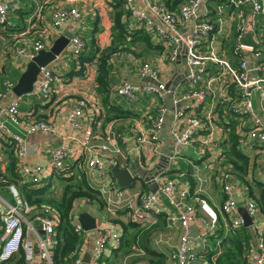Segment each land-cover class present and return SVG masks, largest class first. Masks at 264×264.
<instances>
[{
    "label": "crops",
    "instance_id": "0c3cea01",
    "mask_svg": "<svg viewBox=\"0 0 264 264\" xmlns=\"http://www.w3.org/2000/svg\"><path fill=\"white\" fill-rule=\"evenodd\" d=\"M157 1L136 0V4L140 9H145L149 3H157ZM0 2L8 6L6 22L8 24H6L7 26H2L0 23V93L4 91V83L6 81L17 83L18 76H21L27 68L28 63L15 59L14 55L17 47L41 41L45 45L44 50L50 51L55 41L64 34H71L73 37L80 35L86 43V47L92 41H95L101 50L109 48L112 44L114 0H0ZM213 3L214 0H203L199 10V19L201 21L210 19V5ZM72 8L81 10L83 14L82 21L77 23L74 20H69L62 28L55 29L52 20L53 13L58 9L70 10ZM223 8L222 20L218 31L211 40L201 47L200 52L203 55L213 52L233 68L234 66L230 63L225 48L226 44L233 38L237 13L231 5H225ZM150 15L153 17L152 14ZM128 17L129 27L135 28L137 25L131 20L130 14ZM194 24L193 20L189 21L181 26V31L184 33L189 32ZM146 33L150 35L151 42L158 48H152L143 42L137 41L135 46L130 47L128 50H124L127 49L124 46V49L112 56L110 60L111 76L113 78L111 90L113 98H117L116 107L119 109L117 113L127 112L126 115L115 119L114 122L105 124L108 111L102 104V97L97 94V61L92 66L87 67L84 76H73L80 70L81 64L75 61L76 57L70 55V43L64 53L48 65L54 76L49 100L41 101L33 94L22 97L20 103V108H22L20 111V125H10V128L15 134L22 136L28 144L30 154L25 162L29 165H40L43 167V182L39 186L47 185L48 182L52 181L55 188H60V181L55 177V170L52 165V153L58 148L64 147L70 151L68 160H82V167L85 164L83 149L80 144L82 132L73 129L68 121L69 114L80 99H86L89 102L88 108L83 115V131L87 128L91 129L94 135V143L96 144L106 139L110 125H113L114 132L122 133L126 137L135 138L141 136L142 133L149 131L152 122L159 117L161 110L168 109L169 114L164 130L161 133V141L163 142V152L165 154L170 155L169 153L173 151L171 131L174 126L173 112L175 106L172 99L167 97L165 100H161L152 94H147L139 96L135 101H128L116 93L117 87L124 81H130L134 84L149 83L148 79H143L139 75V69L145 63L152 64L159 71L160 80L168 84L176 92V96H180L192 88L187 78L184 58L185 47L182 46V54L177 61L173 62L171 61V55L175 46L159 42L152 30H146ZM249 62L251 66L258 65V60L251 57ZM239 64L240 61L238 66ZM260 77L261 73L259 71L250 74V78L254 80ZM231 85L235 84H233L232 77L229 76L224 65L208 63V73L198 86L208 91L207 100L203 107L197 111V117L203 122L204 130L196 137L193 144L184 148L175 159L170 176L183 188H188L191 191L200 187L202 190L200 189L201 194L199 197L207 198L212 206L220 211L225 198L221 178L223 175L231 173V181H233L237 189L240 208L244 206L245 198H252L264 215V146L257 145L247 139L251 118H244L242 121L230 112V107L237 102L236 99L238 97V91L234 90L236 86L231 87ZM253 95L255 111L264 122V105L261 101L260 92L255 90ZM9 101L6 98L0 100L1 118H6V108ZM231 119L238 120L236 132L241 135L240 146L243 153L249 157V164L251 165L248 174L243 179L232 172L231 165L227 167L225 164L224 142L229 136L230 127L228 125ZM41 121L50 123L52 131L34 134L27 132L32 124ZM168 123H170L169 126ZM206 127L207 131H209L208 135L207 132H204ZM213 128L216 132L212 130ZM11 144V139L0 134V174L7 172L10 160L9 153L12 150ZM119 144L122 151L126 153L133 146L130 142L124 143L120 141ZM153 152L154 149L151 145H145L143 150L144 160L146 159L151 167L150 171L161 163V158ZM84 171L89 184L98 190L105 182L113 179L108 165H106L104 172H100V170ZM220 171L223 172L220 173ZM21 179L22 177H20V184L27 183L21 181ZM142 189L144 190L145 188L143 187ZM0 191L1 195L2 193H8L12 196L9 187L6 185H3ZM144 191L149 192L150 190L148 188V190ZM160 207L163 209V214L158 218L156 224L158 228H155L156 230L150 237V246L160 252H166L167 257H169V247L165 244L161 246L155 245L154 238L160 234L169 233L172 236L170 243L176 244L181 230L177 227H170L166 218H164L169 212V206L165 199L160 200ZM89 208L95 209L91 211ZM84 212L91 214L97 219V229L93 232H84L85 243L80 255L84 259L86 254L89 253L91 255L99 230H109L120 236L119 243L111 240L106 249L104 258L112 259L114 257L113 251H118L122 241L125 240L123 229L116 222L131 223L128 209L117 210L113 214L109 209L100 210L98 206L91 205L86 201H77L73 209L75 224L79 223V216ZM199 216H202V214L199 213ZM146 228L148 230L150 227L146 226ZM203 229V226L198 222L194 226V233L199 235L203 232ZM142 240L139 239L138 242L141 243ZM198 245L200 246L202 243L199 242L196 247ZM137 246L139 247L138 249L132 245L128 254L126 252L130 249L120 253V264H150L145 249L143 247L140 248V245ZM196 249L198 252L203 251L201 247ZM143 252H145V255H141ZM138 256H142V258L137 259ZM131 257L133 258L131 259ZM204 264H206V261Z\"/></svg>",
    "mask_w": 264,
    "mask_h": 264
},
{
    "label": "built area",
    "instance_id": "2783aa9c",
    "mask_svg": "<svg viewBox=\"0 0 264 264\" xmlns=\"http://www.w3.org/2000/svg\"><path fill=\"white\" fill-rule=\"evenodd\" d=\"M128 10L131 20L134 24L143 27L146 30H152L158 41L169 43L175 46L171 55V61L175 62L182 54V46L185 47V66L187 69V78L192 88L176 96L168 84L160 80L159 71L149 63L142 64L139 69V75L143 79H148L149 83L134 84L130 81H124L117 87L118 96L128 101H135L139 96L152 94L161 100L167 97L173 101L175 106L173 112V128L171 137L173 140V151L165 154L163 152V142L161 133L164 130L168 109H162L159 117L152 122L148 132L141 136L129 138L122 133L114 132L113 125L109 126L106 139L96 144L94 143L93 131L89 128L83 131V115L88 108L89 102L86 99H80L76 107L68 116L69 124L76 131L82 132L80 144L83 149L84 166L86 171H105L106 165L115 166L122 169H129L133 164L137 166V173L133 174L134 183L131 187L121 188L113 178L105 182L100 188L102 196L107 201L109 211L113 214L117 210L128 209L129 219L133 223L144 226H153L157 224L159 216L163 214L160 207V200L165 199L169 212L167 222L170 227H177L181 230L176 244H171L172 236L169 233L160 234L154 238V244H165L170 249L167 264H204V252L215 251L213 261L222 253L221 241L217 240L216 246L211 247L209 239L216 234L218 230L219 212L226 217L225 226L232 230L244 226V219L239 212V199L237 189L231 181V175L225 174L221 181L223 184L224 201L221 210H216L207 198L199 197L200 187L191 191L183 188L175 179L170 176L172 164L181 154L182 150L196 140L204 130L203 122L197 117V111L203 107L208 98V91L198 87L207 74L208 63L221 64L226 67L227 73L232 77L235 84L242 93V98L230 107V112L243 121L244 118H251V126L247 134V139L257 145L264 146V122L256 113L253 100V91L260 92L261 101L264 105V65L251 66L249 58L259 60L261 52L258 46L261 42L257 32L259 18L264 15V3L262 0H231L230 3L238 9V35L236 38V53L241 55V62L238 69L232 68L227 62L221 60L215 53L203 55L200 50L204 42L214 31V26L208 21L199 19V10L203 0H186L181 8L180 17H176L164 6L157 3H149L145 9H140L136 0H120ZM248 9V11H246ZM248 13V14H247ZM152 14L153 17L150 15ZM8 6L0 2V23L7 22ZM83 14L80 9L72 8L70 10L58 9L52 15L53 26L60 29L69 20L79 23L82 21ZM193 20L195 24L187 33L181 31V26ZM132 25V24H131ZM253 35L257 47L247 46L244 40L247 36ZM45 49L41 41H35L28 45L17 47L15 59L20 62L29 63L34 60L38 53ZM86 50V43L80 35H75L70 42V55L78 57ZM260 72L261 77L251 79L252 72ZM54 76L52 70L47 66L41 68L37 87L32 93L41 101L49 100L52 93ZM16 83L6 81L4 91L0 93L1 99H9L6 108V118L0 117V134L11 139L15 146V155L18 160V170L23 181L40 185L43 182V167L40 165H29L25 162L30 154V149L26 140L15 134L10 125H20V103L22 97L14 94ZM31 94V95H32ZM52 125L41 121L32 124L27 132L34 134L37 132H51ZM120 141L133 144L126 152L120 148ZM145 145H151L154 154L161 158V163L166 157L168 163L162 171L149 181L146 177L149 175L150 166L143 154ZM204 153V152H203ZM70 157V151L61 147L52 153V165L54 169H62L65 162ZM158 183L156 193L145 192L150 183ZM6 183H1L0 190ZM136 184V185H134ZM14 201L8 202L0 191V264L9 261L18 255L23 249L25 252V261L22 264H53L52 251L56 241V227L58 218L52 212L45 215L37 214L35 218L30 219L31 207L20 196L17 186L7 185ZM145 188L144 190L142 188ZM98 190V189H97ZM202 190V189H201ZM247 214L252 218L253 225L250 227L254 231V239L248 249L249 264H264V215L256 201L252 198L244 199V206ZM199 213L202 216H199ZM203 226V232L199 235L194 233V226L197 223ZM42 226L41 234L38 226ZM245 227V226H244ZM76 232L82 234L83 230L80 223L76 224ZM111 240L120 242V236L109 230H99L95 240L93 251L89 264H102L105 252ZM197 247L203 248L198 252ZM38 251L36 254L35 252ZM78 254L74 264H85L84 258ZM145 255V252L141 253Z\"/></svg>",
    "mask_w": 264,
    "mask_h": 264
},
{
    "label": "trees",
    "instance_id": "16d2710c",
    "mask_svg": "<svg viewBox=\"0 0 264 264\" xmlns=\"http://www.w3.org/2000/svg\"><path fill=\"white\" fill-rule=\"evenodd\" d=\"M213 1V0H212ZM231 0H214V3L210 5L211 13L210 19L206 20L214 26V31L209 36V40L218 31V27L222 20L223 7L225 5H231L235 12H238L231 3ZM186 0H158L157 4L164 6L168 11L173 13L176 17H180L181 8L185 4ZM264 3V0H262ZM114 13L113 19V41L109 48L101 50L92 41L87 45L83 54L75 58L81 64V68L73 76H84L88 66H92L97 61L98 73L96 77L97 94L102 97V104L108 111V116L105 119V124L114 122L115 119L121 118L126 115L127 112L117 113L119 110L117 106V98H113L111 85L113 78L111 76V63L112 56L121 52L124 46L128 50L130 47L135 46L137 41L143 42L149 47L158 48L151 42L150 35L146 33L145 28L136 26L131 28L129 22V12L125 8L124 4L120 0H114ZM220 8L222 9L220 11ZM128 17V18H127ZM264 15L259 18L256 34L261 40L258 49L261 52V57L258 60L259 65H264ZM2 24V26H7ZM132 30V31H131ZM238 35V21L234 27V35L230 42L226 44L227 56L234 66L238 69V62H241V55L236 53V38ZM143 36V37H140ZM140 37V38H137ZM203 46L205 45V43ZM208 73V69H207ZM20 76H18L19 80ZM236 86V85H231ZM234 90L238 91V97L236 101L242 98L241 90L236 86ZM22 108H20L21 111ZM230 132L228 139L224 142L225 145V164L227 167L232 166L233 173L239 178L243 179L250 169L249 157L246 156L240 146L241 135L236 132V125L238 120H229ZM11 151L9 153V164L7 172L0 174L1 183L5 185L14 184L17 186L21 198L29 204L31 207L30 219L35 218L37 214L45 215L48 212H52L58 218V225L56 227L55 247L52 251L53 264H74L78 254L82 251L85 243L84 233L80 234L76 232V224L73 216L74 205L77 201H86L91 205H96L100 210H105L108 207L107 201L102 196L101 192L92 187L86 177L85 171L82 167V160L71 161L67 160L62 169H54L55 177L60 181V188L57 189L53 186L52 181L47 185L39 186L29 183L20 184V173L18 170V160L14 151V144H11ZM231 174V173H230ZM21 181H23L21 179ZM252 193V192H250ZM164 218H167L165 215ZM226 217L219 212L218 230L216 234L212 236L208 243L211 247L216 246L217 240L221 241L222 253L217 257L216 261H213L215 251L209 250L204 252L206 264H249L248 249L255 237L252 228L241 227L239 229L232 230L225 226ZM123 229L125 240L122 241L121 247L118 251L114 250V257L103 258L102 264H120L119 256L122 251L130 253L132 244L140 245L138 240L143 239L141 246L145 249L149 258L150 264H167V253L160 252L150 246V237L152 233L158 228V226H146L129 222L124 223L117 221ZM144 226V227H142ZM2 232H0L1 236ZM152 243V238H151ZM141 248V247H140ZM156 248V247H155ZM146 259V258H145ZM25 261V252L22 249L20 253L14 256L7 262L2 264H22Z\"/></svg>",
    "mask_w": 264,
    "mask_h": 264
},
{
    "label": "water",
    "instance_id": "95a60500",
    "mask_svg": "<svg viewBox=\"0 0 264 264\" xmlns=\"http://www.w3.org/2000/svg\"><path fill=\"white\" fill-rule=\"evenodd\" d=\"M72 38L73 35L64 34L61 38L55 41L50 51H40L34 58V60L28 63L25 72L20 76L18 82L16 83V86L14 87V94L18 97L31 95L34 92L39 80L41 68L47 67L52 62L57 60V58L60 57L67 49ZM244 44L247 46H252L254 48L257 47V43L255 42L253 35L247 36V38L244 40ZM169 125L170 123H168V126ZM163 161L164 163H160L154 170L149 173V175L146 177L147 181H149L150 179H154L162 171L163 167L167 165L168 160L166 159V157H164ZM137 166L138 165L133 164L131 167V171L129 169L109 166V171L112 174L113 178L117 181L119 187L128 188L131 187L134 183L133 174L138 172ZM149 190L152 193H156L158 190V183H150ZM239 212L241 217L244 219V226L250 228L253 225L252 218L247 214V211L243 207L239 208ZM79 223L85 232H93L97 229V219L87 212L80 214ZM38 229H40L41 234H44L41 225L38 226ZM35 253L37 254L38 251H36ZM90 258L91 255L89 253L86 254L84 262L86 264H89Z\"/></svg>",
    "mask_w": 264,
    "mask_h": 264
},
{
    "label": "rangeland",
    "instance_id": "374dc122",
    "mask_svg": "<svg viewBox=\"0 0 264 264\" xmlns=\"http://www.w3.org/2000/svg\"><path fill=\"white\" fill-rule=\"evenodd\" d=\"M207 126V125H206ZM209 128V127H208ZM209 130V129H208ZM212 130H214L215 132H216V130L213 128ZM205 133L207 132V135L209 134V131H207V127H206V130L204 131ZM217 134V133H216ZM221 172H223V171H220V173ZM134 185H136V184H134ZM2 195L4 196V198L6 199V200H8V201H13V199H12V196H10V194H8V193H2ZM91 211H93L95 208H89ZM101 213L103 214V212L101 211ZM141 243H142V241H141ZM141 243H140V247H142L141 246ZM132 245H134L135 246V248L136 249H138L139 247L138 246H136V244H132ZM132 255V254H131ZM135 257V256H134ZM133 257H131V259H132ZM140 258H142V256H138L137 257V259H140ZM123 264V263H122Z\"/></svg>",
    "mask_w": 264,
    "mask_h": 264
}]
</instances>
